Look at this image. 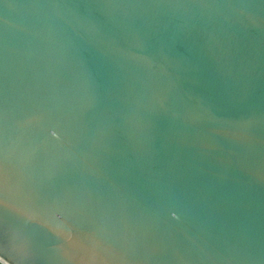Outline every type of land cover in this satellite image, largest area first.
I'll return each mask as SVG.
<instances>
[{"label":"water","instance_id":"1","mask_svg":"<svg viewBox=\"0 0 264 264\" xmlns=\"http://www.w3.org/2000/svg\"><path fill=\"white\" fill-rule=\"evenodd\" d=\"M0 264H264V0H0Z\"/></svg>","mask_w":264,"mask_h":264}]
</instances>
